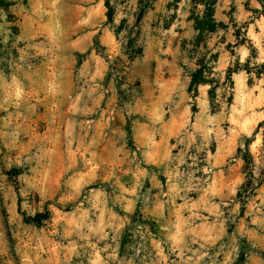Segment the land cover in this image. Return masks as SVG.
<instances>
[{"label":"clouds","instance_id":"9594fccd","mask_svg":"<svg viewBox=\"0 0 264 264\" xmlns=\"http://www.w3.org/2000/svg\"><path fill=\"white\" fill-rule=\"evenodd\" d=\"M171 2L0 0V264H264V0Z\"/></svg>","mask_w":264,"mask_h":264},{"label":"rangeland","instance_id":"374dc122","mask_svg":"<svg viewBox=\"0 0 264 264\" xmlns=\"http://www.w3.org/2000/svg\"><path fill=\"white\" fill-rule=\"evenodd\" d=\"M215 2H216V0H212V3H213L214 5H215ZM178 5H179V0H173V2H171V3L167 4V5H165V7H166L169 11H172L173 7H174V6H175V7H178ZM214 8H215V7H214ZM245 8H247V5H245ZM231 11L234 12V11H235V8H232ZM229 15H230V13H229ZM172 20H173V22L175 21V12H173ZM221 27H224V25L221 24ZM234 35H235V36L237 37V39L239 40V36H240V32H239V30H237V31L234 33ZM243 42H244V41L239 40V43L242 44ZM228 47L231 48L232 45L229 44ZM233 54H234V53H233ZM218 57H219V54L217 53V54L213 57V59H217ZM246 69H247V64H245V69H244V70L246 71ZM230 71H231V69H229V72H230ZM257 79H259L258 76H257ZM252 86H253V81H252L251 79H248V80H246V81H243L242 84H241V91L243 90L244 87L251 88ZM210 90H211V89H209V95H210ZM253 95H256L257 102H258V101H259V94H258V93H253ZM248 99H249L248 96H244V95L241 96V100H242V101H245V100H248ZM229 102H230V103L232 102V97L229 98ZM249 102H250V103H255V102H253V101H249ZM253 111L258 112L259 109H258V108H254ZM261 122H264V121H260V122L257 124V126H256V131L253 132V136L256 135V132L258 131V130H257L258 125H259ZM241 172H243V168L241 169ZM241 187L243 188V185H241ZM249 187H251V186H249ZM257 194H258V193L256 192L255 189H252L251 192H249L248 189H245V190H244L245 198H247L248 196H254V195H257ZM236 195H237V197L239 198V197L241 196V193H240L239 191H237V192H236ZM178 203H179V202H178ZM257 203H259V201H257ZM241 214L243 215V210H242V213H241ZM158 231H159V229H157V232H158Z\"/></svg>","mask_w":264,"mask_h":264},{"label":"trees","instance_id":"16d2710c","mask_svg":"<svg viewBox=\"0 0 264 264\" xmlns=\"http://www.w3.org/2000/svg\"><path fill=\"white\" fill-rule=\"evenodd\" d=\"M212 5H213V7L210 8V9L208 10L209 19H208V21L206 22V26L209 27V28H211L212 30H214V29H215V25H214V23L212 22L211 17L215 15V8H214V4H213V3H212ZM107 6H108V5H107V0H105V7H107ZM246 71H249V67H248V65H247V69H246ZM261 74H262L261 72H257L256 75L260 78ZM212 92H213V90L211 89V90H210V95L212 94ZM261 127H264V122H261V123L258 125L257 130H259ZM247 162H248V161L245 159V164H247Z\"/></svg>","mask_w":264,"mask_h":264}]
</instances>
